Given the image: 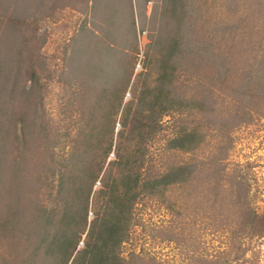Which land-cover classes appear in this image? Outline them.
I'll return each mask as SVG.
<instances>
[{"label": "trees", "instance_id": "obj_1", "mask_svg": "<svg viewBox=\"0 0 264 264\" xmlns=\"http://www.w3.org/2000/svg\"><path fill=\"white\" fill-rule=\"evenodd\" d=\"M255 2L264 4V0ZM50 3L52 0H0V264H57L59 259L63 264H162L135 251L128 255L123 251L139 225L136 207L150 199L171 203L176 191L179 199L188 203L193 194L190 189L198 185V175L224 173L222 151L220 155L195 154L210 134L200 130L199 122H219L213 92L217 83L235 94L240 92L239 97H250L255 102L264 98V55L259 60L261 68L253 71L258 62L247 61L252 54L242 46L238 24L217 28L223 47L229 49L223 54L204 40L209 39L205 35L192 33L190 39H185L181 30L171 31L178 35L172 39L157 35L155 44L162 46L159 70L153 82L146 80V88L136 87L131 103L124 104L123 99L105 94L112 86L99 89V96L106 95L102 97L87 89L76 92L78 117L64 135L51 134L46 124L39 123L43 104L39 70L43 64L38 54L45 42L39 44V25L59 7ZM239 9L235 6L236 14ZM263 42L261 39L259 44ZM79 43L80 49H88L84 42ZM258 45L255 49L264 53V46ZM256 51L253 57H257ZM76 54L79 64L81 55ZM238 58L245 65L243 69ZM147 72L146 78L150 79L152 73ZM250 82L257 85L259 91L255 94L253 90H236L242 86L253 88ZM137 90H142L143 96ZM236 98L225 95L226 104L234 106L239 102ZM135 100L140 103L139 119H134L138 133L133 140L135 149L129 153L119 145L116 160L108 163L100 179L102 188L93 195L95 219L88 223L93 185L104 169L99 160L106 164L109 155L105 148L101 150L105 127L121 115L122 130L116 133L120 143ZM166 118L169 123L164 122ZM232 119L241 118L234 113ZM43 139H47L48 149L42 148ZM184 155L188 159L183 161ZM43 157L46 162H41ZM220 187L221 180L212 183V197H218ZM222 202L212 204V210L224 209L227 204ZM168 207L174 209L172 204ZM186 209V205H180L177 214ZM244 211L242 216H251L249 210ZM215 214L216 221L224 216ZM191 215L195 222L210 213L194 211ZM246 223L237 229L239 237L246 236ZM168 229L171 237L173 226ZM83 235L86 245L78 250ZM195 261L218 264L204 257Z\"/></svg>", "mask_w": 264, "mask_h": 264}, {"label": "rangeland", "instance_id": "obj_2", "mask_svg": "<svg viewBox=\"0 0 264 264\" xmlns=\"http://www.w3.org/2000/svg\"><path fill=\"white\" fill-rule=\"evenodd\" d=\"M236 1L238 3L234 4ZM130 3L134 9L132 12ZM50 5L59 7L39 25V44L45 42L38 54H41L43 64L39 70L43 95L39 123L46 124L51 134L59 132L64 135L78 117L75 111L79 103L76 92L87 89L99 96V89L112 86L105 94L111 93V98L123 99L124 104L131 103L136 87L139 85V90L146 88L159 70L162 46L155 44L157 35L172 39L178 35L174 36L171 31L177 30L182 31L185 39H190L192 33L205 35L209 39H203L210 41L213 49L223 54L229 49L223 47L225 43L219 38L217 28L238 24L236 30L240 32L242 46L252 54L247 61L251 64L258 62L253 71L261 68L259 60L264 53L255 46L261 39L264 40V4L258 5L255 0H52ZM235 6L240 7L237 14ZM79 41L84 42L88 49H80ZM90 43L92 47L89 48ZM258 46L263 47L264 42ZM222 48L226 50L222 51ZM83 50L88 51L84 53ZM253 50H257V57H253ZM76 53L81 55L79 64ZM238 61L243 69L242 59L238 58ZM147 71L152 73L150 79L146 78ZM250 84L253 88L242 86L236 87V90H253V94L259 91L257 85ZM213 92L219 122L210 125L204 119L199 122L200 130L210 134L195 154H225L224 173L198 175V185H194L193 191L190 189L193 194L188 203L179 199V191L173 193L171 203L161 198L141 202L136 207L139 225L133 240L123 246L125 255L135 251L162 264H200L195 261L199 257L213 259L212 263L216 261L218 264H264V98L255 102L256 99L252 101L250 97H239L240 92L235 94L221 83L213 87ZM137 94L143 96L142 90ZM225 95H237L239 102L230 106L226 104ZM102 96L106 95L99 97ZM135 101L131 118L127 121L128 128L120 143L116 133L122 130L119 125L121 115L112 125L109 122L105 127L101 150L105 148L109 155L106 164L99 160L104 169L93 185L88 223L95 219L93 195L102 188L100 179L108 163L116 160L119 145L129 153L130 149H135L133 140L138 133L134 119H139L140 109V103ZM234 113L241 119H232ZM195 116H190V119ZM168 121L169 118H166L164 122ZM112 129L115 134H112ZM46 141L42 140L43 149H48ZM62 141L66 144L65 149L69 150L70 145L64 137ZM159 143L157 141L155 146L158 147ZM183 157V161L188 159L187 155ZM46 161L43 157L41 162ZM217 180H221V187L218 197L214 198L211 187ZM220 201L227 206L212 210V204H219ZM169 204L174 206L173 210L168 207ZM180 205L187 206L186 213L183 210L182 214H177ZM202 205L209 209H202ZM245 208L251 216H242ZM194 211L201 214L207 212L210 216L192 222L190 214ZM101 213L103 216L106 214L103 209ZM215 213H224V216L216 221ZM244 221H247V234L239 237L236 231ZM172 226V236L169 237L167 230ZM85 237L83 235L79 240L78 250L85 248ZM57 264H63V261L59 259Z\"/></svg>", "mask_w": 264, "mask_h": 264}]
</instances>
